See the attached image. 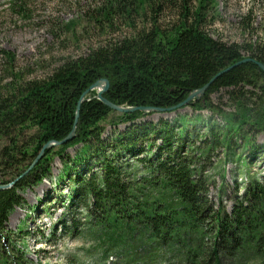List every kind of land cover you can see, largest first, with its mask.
<instances>
[{"label":"trees","instance_id":"1","mask_svg":"<svg viewBox=\"0 0 264 264\" xmlns=\"http://www.w3.org/2000/svg\"><path fill=\"white\" fill-rule=\"evenodd\" d=\"M214 2L108 0L87 14L88 24L105 33L123 24L130 27L129 35L65 59L47 80L24 83L15 73V81L1 88L0 185L24 174L48 143L62 142L74 128L76 134L67 144L45 150L12 189L0 190V249L10 215L27 206L21 191L55 179L53 194L67 180L73 194L69 210L81 205L86 212L78 221L72 215V229L66 224L63 230L93 237L99 243V264H106L110 254L116 264H219V247H230L238 256L254 254L264 264V174L249 173L244 186L236 182L232 210L222 204L216 210L210 198L216 182L206 168L220 141L231 147L243 142L244 151L236 155L241 166L253 168L264 156V146L255 142L264 133V70L259 65H264V40L227 44L213 39L205 27ZM173 17L165 27L164 21ZM5 58L13 71L16 56L6 53ZM246 59L252 61L242 62ZM221 73L190 103L194 118L178 114L171 121L145 122L151 113L121 114L99 100L96 91L84 96L96 82L107 80L103 97L116 106L170 108ZM204 111L213 115L204 117ZM104 122L115 128L109 136ZM189 124L196 129L188 130ZM120 125L128 126L122 131ZM208 131L215 142L196 155L194 136L205 137ZM230 153L226 158L232 161ZM56 157L63 169L54 177ZM223 229L230 230L227 237ZM7 261L0 253V264Z\"/></svg>","mask_w":264,"mask_h":264},{"label":"rangeland","instance_id":"2","mask_svg":"<svg viewBox=\"0 0 264 264\" xmlns=\"http://www.w3.org/2000/svg\"><path fill=\"white\" fill-rule=\"evenodd\" d=\"M106 1L108 0H0V92L2 87L5 88L15 81V73L22 76L24 83L47 80L52 71L65 59L87 55L93 49L104 45L109 39H120L129 35L130 27L123 24H117L108 33L100 30L96 24H88L87 19L91 14H87L96 12L98 7ZM195 1L197 4L200 0ZM175 19L176 17L168 18L164 21V26L167 27L168 22H173ZM70 22H74L75 25L68 29L66 26ZM249 24L250 26L252 24V29H248ZM205 31L213 39L227 44L262 42L264 40V0H215L210 7ZM6 53L16 56L13 71L6 67ZM93 91L98 94L97 89ZM222 96L226 102L228 97L225 94ZM219 97L218 95L213 98L219 101ZM226 110L231 111L230 108ZM194 112L195 110L188 107L174 113L153 115L151 113L144 121L153 123L161 119L171 121L178 114H188L194 118L196 115ZM202 114L204 117L213 115L210 111H204ZM214 118L217 123L223 125L217 116ZM207 124L209 125V122ZM103 126L108 132L106 136L115 130L109 122H104ZM127 126L120 125L118 128L124 131ZM187 128L188 130L196 129L190 124ZM201 129L198 130L199 133H202ZM218 136L221 140L222 134L219 133ZM194 137L197 139L194 147L196 155H200V152L205 151L209 144L215 142V137L209 134V131L205 137ZM236 142L237 145L233 143L231 147L222 146L220 141L221 146L211 149L214 154L211 155V162L206 165L209 176L216 182L210 192V198L216 210L220 204L225 210H232L236 182L244 186L250 174H264V156L258 158L253 168L240 165L236 155L240 156L244 151L243 142ZM255 142L264 146V133L257 135ZM159 144L160 142L156 143L157 146ZM71 149L69 152L74 156V149ZM156 149L153 147L152 152H156ZM225 152H232L230 154L235 155L234 160H227ZM130 164H136V162ZM61 169H63V163L56 157L52 165V176H58ZM52 182L44 180L35 187H28L21 191L27 206L16 208L10 215L7 238L0 253H5L7 256V264H20L21 261L24 264H99V243L96 244L93 237L91 239L88 234H85L80 236L89 237L88 239L78 238L79 236H72L70 232L63 230L66 224L69 229H72L73 217L78 221L86 216L83 206L80 205L71 213L69 203L73 201V194L67 186L69 183H66L67 180L62 182L63 186L53 194L55 179ZM32 206L35 207L34 210L29 209ZM224 230L221 235L227 237V232L230 230L227 229L225 233ZM20 232L26 234L22 236L23 233ZM54 232L55 237H50ZM214 242L213 238L211 244L213 245ZM138 243H141L140 240ZM219 248V264H260L254 254L242 253L238 256L228 251L230 247ZM164 252L169 259L170 255ZM106 264H116L112 254L106 257ZM147 264L164 263L149 262Z\"/></svg>","mask_w":264,"mask_h":264},{"label":"water","instance_id":"3","mask_svg":"<svg viewBox=\"0 0 264 264\" xmlns=\"http://www.w3.org/2000/svg\"><path fill=\"white\" fill-rule=\"evenodd\" d=\"M248 61H252L250 59H246V60H243L242 62H248ZM239 65V64H237ZM260 67L264 70V65L262 64H259ZM221 74L217 75L208 85H206L204 88L198 90V91H195L193 93H191L189 95V97L182 103L176 105V106H173V107H170V108H160V109H155V108H122V107H119V106H116L112 103H110L108 100H106L104 97H103V94L108 90L109 88V82L107 80H101V81H98L96 82L94 85H92L90 87V89L84 94V96L88 95L91 91L93 90H98V94H97V98L99 100H102L105 104H107L108 106H110L113 110L117 111V112H122V113H131L137 109H140L146 113H152V114H166V113H174L176 112L177 110H180V109H184V108H188L190 103L194 100V99H198L201 95H203L206 90L209 88V86L216 80V78H218ZM83 96V97H84ZM79 110H80V104L78 106V112H77V119L79 117ZM76 124H77V121H76ZM75 134H76V128H74L73 132L70 134V136L68 138H66L65 140H63L62 142H50L48 143L44 148L43 150L41 151V154L38 156V158L35 160V162L28 168V170L22 174L19 178H17L15 181L11 182L10 184H7V185H0V190H9V189H12L16 183L18 181H20L22 178H24L30 171L31 169L38 163V161L43 157V154L45 152V150L47 149H50L52 147H57V146H61V145H65L67 144L69 141L73 140V138L75 137Z\"/></svg>","mask_w":264,"mask_h":264},{"label":"bare ground","instance_id":"4","mask_svg":"<svg viewBox=\"0 0 264 264\" xmlns=\"http://www.w3.org/2000/svg\"><path fill=\"white\" fill-rule=\"evenodd\" d=\"M103 102V101H102ZM107 105V104H106ZM110 107V106H109ZM57 147H59V146H57Z\"/></svg>","mask_w":264,"mask_h":264}]
</instances>
